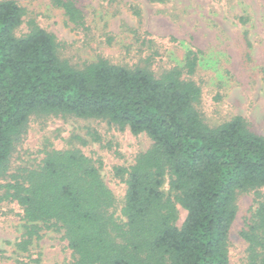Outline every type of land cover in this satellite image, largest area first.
Returning <instances> with one entry per match:
<instances>
[{
  "label": "trees",
  "instance_id": "16d2710c",
  "mask_svg": "<svg viewBox=\"0 0 264 264\" xmlns=\"http://www.w3.org/2000/svg\"><path fill=\"white\" fill-rule=\"evenodd\" d=\"M51 3L83 25L75 0ZM24 13L15 0H0V204L16 201L22 210L16 250L52 228L63 231L73 264H229L236 196L264 185V136L240 115L215 126L204 121L201 51L187 48L181 65L158 75L104 57L76 66L33 20L16 34ZM32 115L106 120L152 140L132 164L113 169L126 184L120 206L101 160L79 148H48L36 165L11 171ZM177 205L186 211L180 224ZM239 234L247 244L242 264H264V199Z\"/></svg>",
  "mask_w": 264,
  "mask_h": 264
},
{
  "label": "rangeland",
  "instance_id": "374dc122",
  "mask_svg": "<svg viewBox=\"0 0 264 264\" xmlns=\"http://www.w3.org/2000/svg\"><path fill=\"white\" fill-rule=\"evenodd\" d=\"M25 13L16 34L29 22L53 33L58 53L81 66L98 57L126 65H147L156 75L181 65L187 48L199 54L196 79L204 121L215 126L235 115L264 136V0H75L84 13L83 25L68 21L51 0H15ZM99 135L93 140L92 133ZM152 140L106 120L66 116H34L14 147L10 168L36 165L48 148H79L101 160L100 172L120 206L125 182L115 166H129ZM163 189L168 191L167 182ZM264 185L236 196L237 213L229 234V264H242L246 242L239 232L250 220ZM180 224L186 211L177 205ZM22 210L16 201L0 204V264H73L63 231L43 229L25 252L17 251Z\"/></svg>",
  "mask_w": 264,
  "mask_h": 264
}]
</instances>
